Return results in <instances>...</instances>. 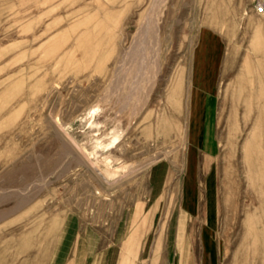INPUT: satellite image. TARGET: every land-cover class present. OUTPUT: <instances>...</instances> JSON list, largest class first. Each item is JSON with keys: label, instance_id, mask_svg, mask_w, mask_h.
Masks as SVG:
<instances>
[{"label": "rangeland", "instance_id": "1", "mask_svg": "<svg viewBox=\"0 0 264 264\" xmlns=\"http://www.w3.org/2000/svg\"><path fill=\"white\" fill-rule=\"evenodd\" d=\"M0 214V264H264V0H0Z\"/></svg>", "mask_w": 264, "mask_h": 264}, {"label": "bare ground", "instance_id": "2", "mask_svg": "<svg viewBox=\"0 0 264 264\" xmlns=\"http://www.w3.org/2000/svg\"><path fill=\"white\" fill-rule=\"evenodd\" d=\"M147 16V15H146ZM155 17V16H154ZM149 18V17H148ZM148 18H146V19H148ZM152 19V18H151ZM156 20V19H155ZM148 21V20H147ZM152 21H154V19L152 20ZM158 20H156V22H157ZM143 22V21H142ZM152 23H154V22H151V21H149L148 23H146V25H145V27L143 28V30H141V35H140V37L138 36L137 38H136V45L132 48L133 50V54H135L136 56L139 54V55H141L140 56V60L141 59H144V57L145 56H142V54H144V52L147 50V48L146 49H144V48H140L139 46H140V44L142 45L143 43H144V40L142 39V37H145V39H152L151 41H153V39L156 37V30H157V28H155V26L152 24ZM157 26H158V24H157ZM142 29V28H141ZM140 34V32H138V35ZM157 34H160V33H158L157 32ZM137 36V35H136ZM157 39V38H156ZM148 40V41H149ZM158 40V39H157ZM146 41V40H145ZM150 41V42H151ZM158 43H159V41H157ZM147 43V42H146ZM149 43V42H148ZM152 44V43H151ZM157 46V45H156ZM153 48L154 49H156L155 47H154V45H153ZM151 49H152V46H151ZM156 52V51H155ZM138 53V54H137ZM146 53H148V52H146ZM145 53V54H146ZM157 53V52H156ZM150 54H152L151 52H150ZM150 56V55H149ZM148 56V57H149ZM152 56V55H151ZM139 57V56H138ZM125 58V57H124ZM132 58V57H131ZM131 58H128L127 59V61H128V63L129 62H131V61H129V59L130 60H132ZM154 59H155V56H154ZM123 60H125V59H123ZM134 60V59H133ZM132 60V61H133ZM137 59H135V61H136ZM139 60V59H138ZM145 60V59H144ZM125 61H123V63H124ZM144 62V61H143ZM132 63V62H131ZM136 63H138V62H136ZM140 63V62H139ZM146 63V65H147V62H145ZM144 63V64H145ZM149 63V62H148ZM148 65H150V64H148ZM136 66H138L137 64H136ZM135 67V66H134ZM139 68V67H138ZM137 69V68H136ZM144 69H146V68H144ZM149 69V68H148ZM125 70H126V68H125ZM141 70V68H139V72H141L140 71ZM127 71H128V69H127ZM129 72V71H128ZM131 72V71H130ZM129 72V73H130ZM133 72V71H132ZM131 72V73H132ZM138 72V71H137ZM131 168V167H130ZM122 169V168H121ZM116 171V170H115ZM2 214H0V216H1Z\"/></svg>", "mask_w": 264, "mask_h": 264}, {"label": "built area", "instance_id": "3", "mask_svg": "<svg viewBox=\"0 0 264 264\" xmlns=\"http://www.w3.org/2000/svg\"><path fill=\"white\" fill-rule=\"evenodd\" d=\"M257 10H258V12L262 13L263 12V7L261 5H258Z\"/></svg>", "mask_w": 264, "mask_h": 264}]
</instances>
